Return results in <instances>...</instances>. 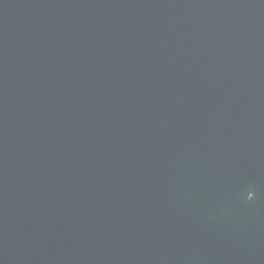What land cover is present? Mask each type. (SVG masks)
I'll list each match as a JSON object with an SVG mask.
<instances>
[{"label": "water", "instance_id": "1", "mask_svg": "<svg viewBox=\"0 0 264 264\" xmlns=\"http://www.w3.org/2000/svg\"><path fill=\"white\" fill-rule=\"evenodd\" d=\"M0 264H264V0H0Z\"/></svg>", "mask_w": 264, "mask_h": 264}]
</instances>
